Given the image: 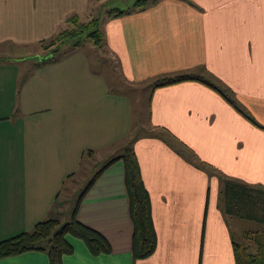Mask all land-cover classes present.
Returning <instances> with one entry per match:
<instances>
[{
	"label": "crops",
	"instance_id": "1",
	"mask_svg": "<svg viewBox=\"0 0 264 264\" xmlns=\"http://www.w3.org/2000/svg\"><path fill=\"white\" fill-rule=\"evenodd\" d=\"M99 1L104 0H0V48L42 49L69 17L81 20ZM104 12L95 17L104 21L100 29L98 22L100 47L123 86L149 90L147 130L167 138L162 133L130 144L156 245L146 259H132L123 165L115 160L74 214L105 239L109 253L93 256L80 240L66 236L72 251L61 264H264L257 259L262 238L255 232L254 256L241 253L231 230L239 219L224 214L221 203L224 180L264 191V0H153L119 17ZM40 49L32 51L35 62L27 68L20 66L26 60L0 57V242L60 218L62 188L82 157L101 154L107 142L95 133L97 104L105 111L102 133L111 125L113 102L104 77L86 72L88 62L78 58L42 63ZM179 75L209 81L259 127L201 83L152 87ZM0 264L48 259L27 251Z\"/></svg>",
	"mask_w": 264,
	"mask_h": 264
},
{
	"label": "trees",
	"instance_id": "2",
	"mask_svg": "<svg viewBox=\"0 0 264 264\" xmlns=\"http://www.w3.org/2000/svg\"><path fill=\"white\" fill-rule=\"evenodd\" d=\"M152 2L153 0H135L131 9L124 11L110 9L105 14L110 17H119L136 10L140 11L148 3ZM98 22V18H92L87 23L78 24L75 16L68 18L66 20L67 27L47 42L46 48L50 50L48 58H54V55L58 54L64 46L69 49H74L81 46L84 42H88L93 46L99 47L102 42V34L98 29ZM43 59L41 61L42 63L46 61V58ZM186 81H195L216 91L228 105L234 108L254 126L259 127L253 120L241 113L232 100L225 97L219 89L201 77L179 75L171 78H163L155 82L152 87H164ZM192 157L194 158V156ZM115 160H120L123 165L128 216L132 227L130 243L131 257L134 261L149 257L153 253L156 245L149 200L140 178L134 153L131 147L128 146L124 148L119 156L104 164L89 181L76 200L74 208L70 213L69 221L60 224L56 218L47 219L36 223L30 232L22 233L14 238L0 242V259L27 251H39L46 255L48 264H61L62 256L68 255L72 251L71 247L65 241L66 236L80 240L86 247L88 253L93 256L109 253V246L105 239L94 230L78 223L74 218V214L80 199L98 177L99 173ZM195 160L199 163L197 159ZM221 185V203L224 214L241 220H253L264 226V191L226 180ZM255 214L263 217H258ZM259 236L262 238L264 244V230L259 233ZM263 244L261 243L259 245ZM260 249L262 250L264 247ZM260 260L264 261V257Z\"/></svg>",
	"mask_w": 264,
	"mask_h": 264
},
{
	"label": "rangeland",
	"instance_id": "3",
	"mask_svg": "<svg viewBox=\"0 0 264 264\" xmlns=\"http://www.w3.org/2000/svg\"><path fill=\"white\" fill-rule=\"evenodd\" d=\"M135 0H107L99 1L94 4L93 10L83 17L81 20H78V24L87 23L90 19L95 17H101L102 12L107 10H120L124 11L131 9ZM96 14H95V13ZM105 14V12H104ZM100 15V16H98ZM70 18V17H69ZM99 18V29L103 25V20ZM67 27V24L64 28ZM63 28V29H64ZM47 42L44 41L39 46L40 48H27V49H10V48H0V57H11L12 62L18 60H26L30 63H27L25 66L20 63L21 68H27L30 66V60L35 50H39L42 58L48 60L49 49L47 47ZM100 48V49H99ZM42 50V51H41ZM71 49L66 46L62 47L58 54L54 55V59H63V58H78L81 61H87V67L85 71L92 74L97 73L104 77V85L109 87L111 94L109 99L112 100L113 109L111 112V125L106 129H109L106 133H102L103 129L101 126L104 125L101 122H106L104 107L99 104L96 105V115H97V125L98 127L96 136H102L107 140L106 144L102 146V153L96 154L94 156L88 154L84 155L80 160L79 167L74 175V177L67 181L64 187L62 188L60 201L63 203V208H61L60 218L58 219L60 224H63L69 221V216L74 208L75 202L78 199L79 195L83 192L89 181L94 177L98 170L101 169L104 164L113 159L116 155L122 153L124 148L130 146L132 141L138 137H150L155 139H160L162 137L166 138L164 132L159 130H147V97L149 94L148 89H135L127 88L121 84V81L118 77L115 76V67L108 55L104 54V51L99 46L95 48L91 46L88 42H84L76 51L71 52ZM10 60V61H11ZM35 62V61H34ZM114 70H113V69ZM110 119V117H109ZM120 134L118 139L111 140V134ZM114 137V136H113ZM57 219V218H56ZM246 220L232 221V236L233 240L240 246V252L245 251L247 254L254 256L257 250V243L255 242L254 234L257 232L259 235L260 232L264 230V226L260 225H251L247 223ZM237 226V230L233 227ZM262 230V231H261ZM259 240V238H258ZM259 245V244H258ZM261 250V249H260ZM259 250L258 260L264 257L263 251ZM241 264H245L243 259Z\"/></svg>",
	"mask_w": 264,
	"mask_h": 264
},
{
	"label": "water",
	"instance_id": "4",
	"mask_svg": "<svg viewBox=\"0 0 264 264\" xmlns=\"http://www.w3.org/2000/svg\"><path fill=\"white\" fill-rule=\"evenodd\" d=\"M42 60H44L43 58H39V61H42Z\"/></svg>",
	"mask_w": 264,
	"mask_h": 264
}]
</instances>
